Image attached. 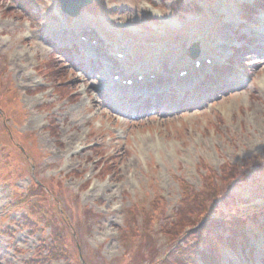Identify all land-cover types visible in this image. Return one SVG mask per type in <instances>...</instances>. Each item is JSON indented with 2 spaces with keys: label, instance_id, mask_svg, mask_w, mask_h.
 Masks as SVG:
<instances>
[{
  "label": "rangeland",
  "instance_id": "obj_1",
  "mask_svg": "<svg viewBox=\"0 0 264 264\" xmlns=\"http://www.w3.org/2000/svg\"><path fill=\"white\" fill-rule=\"evenodd\" d=\"M182 1L92 0L71 17L55 0H0V264H170L180 236L201 227L205 215L217 219L206 203L218 208L222 195L232 197L225 215L256 217L244 230L259 264L264 6L185 0L186 8L201 10L176 14ZM243 7L256 8L245 24ZM75 29L98 39L93 55L87 57ZM241 37L251 44L237 54ZM106 39L115 44L104 49ZM194 42L213 57L197 71L188 67L194 90L182 97L168 91L176 81L163 79L157 67L181 62ZM110 49L132 56L120 71L133 62L154 71L134 88L140 102L104 93L118 72L101 61ZM123 99L138 105L128 116ZM224 231L211 230L223 237ZM220 259L245 264L226 251Z\"/></svg>",
  "mask_w": 264,
  "mask_h": 264
},
{
  "label": "trees",
  "instance_id": "obj_2",
  "mask_svg": "<svg viewBox=\"0 0 264 264\" xmlns=\"http://www.w3.org/2000/svg\"><path fill=\"white\" fill-rule=\"evenodd\" d=\"M254 6H264V0H260ZM24 11L32 17L35 16V14L28 9L27 5H25ZM249 11L250 9L246 11L247 15H249ZM232 172L233 167L227 171H225V169L223 170V175L226 180L222 185L227 184V181H229L228 178L231 177ZM186 191L188 192L186 197L193 196L194 192L191 186L187 187ZM200 193L201 192L199 191L196 194L200 195ZM211 198L212 197L209 198V201ZM199 199L204 202L207 201L206 197H200ZM215 200L220 203L218 208L212 209L213 206L209 207L210 204H208V201L206 203V208L209 211L217 212L219 214L217 219H209L210 216L205 215L206 218L203 217L200 221L201 227L196 228L193 233L180 236L177 240V242L180 243L175 245L172 254L173 257L166 259L167 262L170 264L172 262L174 264H198L200 261L202 264H221L220 256L224 248L235 253V255L237 254V251H240L244 254L247 252L249 254L247 257L251 256L253 247L250 244L247 235H245L244 226L248 220H250L249 224L256 225V217H247L241 215L240 213L236 214L235 212L229 213V210L227 211L228 215H225V211H223V209L225 210L226 207L232 203V197H224L222 195L221 197H217ZM212 204H214V202ZM216 229L225 230L224 232H226V235L223 237L221 235H215L211 232V230L215 231ZM189 239H193L194 243L190 244L187 241ZM54 253L55 251L52 250L51 254ZM259 264H264V256L259 258Z\"/></svg>",
  "mask_w": 264,
  "mask_h": 264
},
{
  "label": "bare ground",
  "instance_id": "obj_3",
  "mask_svg": "<svg viewBox=\"0 0 264 264\" xmlns=\"http://www.w3.org/2000/svg\"><path fill=\"white\" fill-rule=\"evenodd\" d=\"M174 24V23H173ZM97 26L99 27V30H101L102 29V25L100 24V23H97ZM77 30V29H76ZM101 32V31H100ZM102 36L104 37V36H106L105 35V31H103L102 32ZM121 40V39H120ZM81 45L82 46H84V43H81ZM182 46H184V45H180V47H182ZM93 47V45H90V47H87V49H86V51L87 50H89V53H91V54H89V55H93V53H92V51H91V48ZM89 59H92L93 60V58L92 57H89ZM103 61H104V59H102ZM105 64H108V65H112V61L110 60V59H106V61H105ZM25 67V66H24ZM190 77V76H189ZM177 79L175 78V77H173V81H176ZM184 83V85L182 86V84ZM172 84H175L177 87H178V89H176L177 90V93L179 94V95H181L182 97L185 95V94H187V93H191L193 90H194V88L193 87H191V84H190V78L189 79H187V81H183V82H172V83H170L169 85H172ZM191 87V88H190ZM109 91V90H108ZM108 91H105V92H108ZM174 92H175V89L173 90ZM136 94H139V93H136ZM137 97H139V95H136V98ZM133 110V108H128V109H126V111H128V112H131ZM98 116H103V112H98Z\"/></svg>",
  "mask_w": 264,
  "mask_h": 264
},
{
  "label": "water",
  "instance_id": "obj_4",
  "mask_svg": "<svg viewBox=\"0 0 264 264\" xmlns=\"http://www.w3.org/2000/svg\"><path fill=\"white\" fill-rule=\"evenodd\" d=\"M59 1H61L62 8L65 12L74 14L78 11L79 8L88 4L91 0H76V4L72 3L71 5L66 4L67 0H59ZM190 54L197 55L198 54L197 48L196 47L191 48Z\"/></svg>",
  "mask_w": 264,
  "mask_h": 264
}]
</instances>
